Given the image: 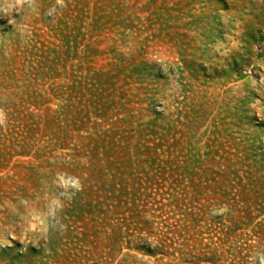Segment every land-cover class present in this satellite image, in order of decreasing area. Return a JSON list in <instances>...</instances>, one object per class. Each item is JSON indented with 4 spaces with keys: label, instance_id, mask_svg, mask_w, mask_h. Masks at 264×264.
Segmentation results:
<instances>
[{
    "label": "rangeland",
    "instance_id": "374dc122",
    "mask_svg": "<svg viewBox=\"0 0 264 264\" xmlns=\"http://www.w3.org/2000/svg\"><path fill=\"white\" fill-rule=\"evenodd\" d=\"M31 24L25 43L0 14V203L58 168L84 190L39 242L0 210V264H248L264 245V0H70ZM227 31L237 48L213 53Z\"/></svg>",
    "mask_w": 264,
    "mask_h": 264
},
{
    "label": "clouds",
    "instance_id": "9594fccd",
    "mask_svg": "<svg viewBox=\"0 0 264 264\" xmlns=\"http://www.w3.org/2000/svg\"><path fill=\"white\" fill-rule=\"evenodd\" d=\"M69 2L70 0H51L45 8L42 0H0V14L8 18L20 40L29 43L33 35L31 22L42 14V9L45 15L51 16L55 21L68 7ZM222 23L227 25V19H222ZM7 39L0 37V40ZM209 47L213 53L227 56L237 45L233 43V34L227 31L224 39L218 40L215 45L210 44ZM5 55H8L7 51ZM172 87L179 89L180 85L175 83ZM2 95L0 94V97ZM8 123L9 112L0 106V127H6ZM83 190L84 182L81 176L65 168H58L42 181L40 190L32 198L17 194L11 201L0 203V210H6L16 216L22 236L28 242H39L41 239L47 240L53 234L62 236L67 231L65 210ZM230 211L227 204L210 208L212 216H224ZM6 231L4 226L0 225V245L7 244L5 241L8 239L4 235ZM248 264H264V245L252 248L248 254Z\"/></svg>",
    "mask_w": 264,
    "mask_h": 264
}]
</instances>
